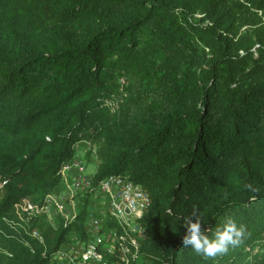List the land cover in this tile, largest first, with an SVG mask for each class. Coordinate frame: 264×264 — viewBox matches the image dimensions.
Listing matches in <instances>:
<instances>
[{
	"label": "trees",
	"instance_id": "trees-1",
	"mask_svg": "<svg viewBox=\"0 0 264 264\" xmlns=\"http://www.w3.org/2000/svg\"><path fill=\"white\" fill-rule=\"evenodd\" d=\"M85 142L96 181L150 197L129 264H264V0H0V264H53L82 236V203L66 227L15 205L57 192ZM193 207L245 225L239 246L185 247Z\"/></svg>",
	"mask_w": 264,
	"mask_h": 264
},
{
	"label": "built area",
	"instance_id": "built-area-1",
	"mask_svg": "<svg viewBox=\"0 0 264 264\" xmlns=\"http://www.w3.org/2000/svg\"><path fill=\"white\" fill-rule=\"evenodd\" d=\"M85 144L92 151L91 158L96 159V149L90 142ZM96 167L89 169L86 159L74 158L62 167V188L48 194L41 205L27 200L15 205L20 219L41 214L52 226L61 221L64 227L76 220L80 204L84 205L87 218L82 236L71 232L66 248L57 249L53 264H129L138 258L139 241L147 235L139 220L150 197L122 175L96 181ZM28 232L43 242L38 230Z\"/></svg>",
	"mask_w": 264,
	"mask_h": 264
},
{
	"label": "clouds",
	"instance_id": "clouds-1",
	"mask_svg": "<svg viewBox=\"0 0 264 264\" xmlns=\"http://www.w3.org/2000/svg\"><path fill=\"white\" fill-rule=\"evenodd\" d=\"M245 187L250 189L251 185H245ZM182 220L186 231L181 238V243L205 260L226 255L230 249L238 247L246 232V226L238 225L231 217L226 218L214 229L211 226L204 228L198 209L195 207L191 214L183 217Z\"/></svg>",
	"mask_w": 264,
	"mask_h": 264
},
{
	"label": "rangeland",
	"instance_id": "rangeland-1",
	"mask_svg": "<svg viewBox=\"0 0 264 264\" xmlns=\"http://www.w3.org/2000/svg\"><path fill=\"white\" fill-rule=\"evenodd\" d=\"M88 145H84V144H80L78 145L77 147V151H76V155H75V158H82L85 160V155L88 151ZM87 166L89 169H92L94 167H96V159L94 158H91L89 161H87ZM63 186V179L61 180V183H60V188L61 189ZM60 249H65L66 248V244L65 243H62L60 246H59Z\"/></svg>",
	"mask_w": 264,
	"mask_h": 264
}]
</instances>
